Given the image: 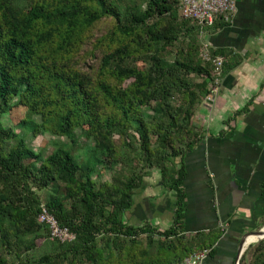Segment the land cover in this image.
Masks as SVG:
<instances>
[{
  "label": "trees",
  "instance_id": "1",
  "mask_svg": "<svg viewBox=\"0 0 264 264\" xmlns=\"http://www.w3.org/2000/svg\"><path fill=\"white\" fill-rule=\"evenodd\" d=\"M20 1L0 0V264H173L211 254L219 230H183L184 158L203 137L195 116L213 72L200 35L228 22L202 27L181 16L180 0ZM239 62L224 63L222 76ZM16 126L51 133L53 148L36 151ZM79 139L93 160L76 158ZM154 172L176 194L174 223L162 231L124 220ZM41 204L73 241L50 238ZM240 264H264V239Z\"/></svg>",
  "mask_w": 264,
  "mask_h": 264
},
{
  "label": "crops",
  "instance_id": "2",
  "mask_svg": "<svg viewBox=\"0 0 264 264\" xmlns=\"http://www.w3.org/2000/svg\"><path fill=\"white\" fill-rule=\"evenodd\" d=\"M235 2L231 21L202 37L210 49L225 51V63L240 62L223 75L213 100L198 107L203 137L184 158L183 230L221 232L202 264H236L242 237L264 226V0ZM175 202V192L154 172L136 190L124 220L162 231L174 223Z\"/></svg>",
  "mask_w": 264,
  "mask_h": 264
},
{
  "label": "built area",
  "instance_id": "3",
  "mask_svg": "<svg viewBox=\"0 0 264 264\" xmlns=\"http://www.w3.org/2000/svg\"><path fill=\"white\" fill-rule=\"evenodd\" d=\"M179 8L182 17L196 20L202 27H211L217 19L230 22L236 10V2L235 0H180ZM200 53L213 66L209 93L204 98L205 100H213L222 82L225 58L222 55L212 56L210 48L206 44L201 47ZM37 219L48 227L52 240L70 242L76 238L73 231L60 225L56 216L48 210L45 204H41ZM211 249L204 248L173 264H202L203 260L210 254Z\"/></svg>",
  "mask_w": 264,
  "mask_h": 264
},
{
  "label": "rangeland",
  "instance_id": "4",
  "mask_svg": "<svg viewBox=\"0 0 264 264\" xmlns=\"http://www.w3.org/2000/svg\"><path fill=\"white\" fill-rule=\"evenodd\" d=\"M28 2L29 1H27V0H21L20 4L24 7H27ZM200 38H201L203 45H205V43H204L205 41L203 40L202 34L200 35ZM3 120H4V124H6V125H12L13 124L9 115H5ZM15 128L18 132L22 133V135L25 137V139L27 140L29 145L32 148H34L36 151L44 149V152L47 153L53 148L52 141L54 139H56V137L53 136L51 133L33 136L31 131L25 127L16 126ZM60 140L65 142L63 144V146L65 148L72 150V147H73L72 143L70 142V140L67 137H61ZM87 145H88V143H84L82 141V139H79V142L76 144V147L73 149V151H75L76 158L81 162H88L90 160H93V158H94L92 150L89 147L86 148ZM82 148H84V151ZM103 171L104 172L102 173V179L103 180L110 179L109 170H103ZM254 243H256V242H254Z\"/></svg>",
  "mask_w": 264,
  "mask_h": 264
},
{
  "label": "water",
  "instance_id": "5",
  "mask_svg": "<svg viewBox=\"0 0 264 264\" xmlns=\"http://www.w3.org/2000/svg\"><path fill=\"white\" fill-rule=\"evenodd\" d=\"M250 235H257V236H260L259 239H257V240L254 241V242H257V241H259V240H261V239H264V226L261 227V228H259V229H257V230H252L251 232L246 233V234L242 237V239H241V241H240V243H239L238 256H237V263H236V264H240V258H241V255H242L243 251L246 249V246H247L249 243H251V242L247 243V241H246L247 238H248V236H250Z\"/></svg>",
  "mask_w": 264,
  "mask_h": 264
},
{
  "label": "bare ground",
  "instance_id": "6",
  "mask_svg": "<svg viewBox=\"0 0 264 264\" xmlns=\"http://www.w3.org/2000/svg\"><path fill=\"white\" fill-rule=\"evenodd\" d=\"M259 237L260 236H257V235H250V236H248V238H247V243H249V242H254V241H256L257 239H259Z\"/></svg>",
  "mask_w": 264,
  "mask_h": 264
}]
</instances>
